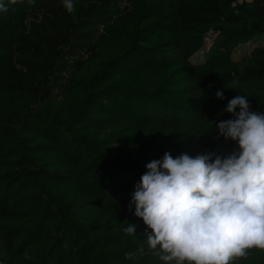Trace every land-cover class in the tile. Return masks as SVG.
<instances>
[{
    "label": "trees",
    "instance_id": "16d2710c",
    "mask_svg": "<svg viewBox=\"0 0 264 264\" xmlns=\"http://www.w3.org/2000/svg\"><path fill=\"white\" fill-rule=\"evenodd\" d=\"M73 3L0 14V264H163L131 193L165 152L239 150L216 124L264 113V0Z\"/></svg>",
    "mask_w": 264,
    "mask_h": 264
},
{
    "label": "clouds",
    "instance_id": "9594fccd",
    "mask_svg": "<svg viewBox=\"0 0 264 264\" xmlns=\"http://www.w3.org/2000/svg\"><path fill=\"white\" fill-rule=\"evenodd\" d=\"M17 2L0 0V14ZM62 3L75 10L73 0ZM216 96L224 98L222 91ZM224 111L233 118L217 123L218 133L238 151L175 158L165 152L145 165L131 193L129 210L134 205L146 226L147 253L163 264H235L249 249L264 250V113L251 110L245 96L229 100ZM136 230L129 223L124 232ZM145 254L142 244L125 255Z\"/></svg>",
    "mask_w": 264,
    "mask_h": 264
},
{
    "label": "rangeland",
    "instance_id": "374dc122",
    "mask_svg": "<svg viewBox=\"0 0 264 264\" xmlns=\"http://www.w3.org/2000/svg\"><path fill=\"white\" fill-rule=\"evenodd\" d=\"M211 39H212V38H211V37H209V38H208V41H210Z\"/></svg>",
    "mask_w": 264,
    "mask_h": 264
}]
</instances>
